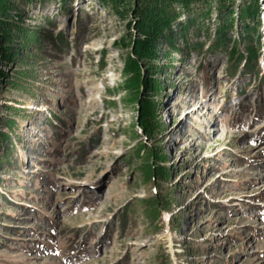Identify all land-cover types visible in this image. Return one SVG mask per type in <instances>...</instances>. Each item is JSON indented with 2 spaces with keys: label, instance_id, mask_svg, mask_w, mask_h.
Wrapping results in <instances>:
<instances>
[{
  "label": "rangeland",
  "instance_id": "obj_1",
  "mask_svg": "<svg viewBox=\"0 0 264 264\" xmlns=\"http://www.w3.org/2000/svg\"><path fill=\"white\" fill-rule=\"evenodd\" d=\"M13 1L20 36L0 33V134L16 142L0 150V264H264V77L230 74L233 51L257 46L238 19L223 48L217 0L195 3L210 12L189 46L151 35L138 52L134 15L108 0Z\"/></svg>",
  "mask_w": 264,
  "mask_h": 264
},
{
  "label": "trees",
  "instance_id": "obj_2",
  "mask_svg": "<svg viewBox=\"0 0 264 264\" xmlns=\"http://www.w3.org/2000/svg\"><path fill=\"white\" fill-rule=\"evenodd\" d=\"M23 3H28V5H39L50 0H22ZM206 0H108V4L114 13L119 15L121 18H125L127 14L132 13L135 17L134 26L137 32L133 42L135 46L139 47L138 52L145 50L142 45V37H147L154 35V39H162L167 41L172 49H177L178 40H183L186 45L189 46V40L191 36H198L201 30L205 27L206 18L209 17L210 9L205 11H199L198 13H190L191 6L195 3L204 4ZM259 0H217L218 22L216 25L215 33L220 38L222 37V43H220L223 48L227 46L226 41L229 37L225 38L228 31L232 29V24L235 19H238L237 24L240 26L242 32H244V37H251L257 41L256 47H245V51L238 49L236 56L234 51L230 58L234 60L235 64L230 67L231 75H234L238 69L239 64L242 66V73L254 74L256 76L260 75V79L263 81V74L261 73L260 63L258 58L261 54L259 51V39L260 34L256 35V25H260V5ZM236 4L238 8V17L228 18L227 14H236L235 11H231L233 4ZM13 0H0V33L4 35L7 40L14 39L12 34L20 36L19 31L22 21H17L14 18L12 10L14 9ZM176 8L188 9V16L185 17L183 21H180L179 12ZM264 9V5L262 6ZM236 14V15H237ZM264 16V14H263ZM264 18V17H263ZM21 20V19H20ZM156 25V27H155ZM229 36V35H228ZM50 39L53 37L50 35ZM61 37V36H60ZM35 39L34 46H39V41ZM32 38L29 40H32ZM125 38V36H123ZM57 39V38H55ZM241 40V37H240ZM239 41V40H238ZM237 41V42H238ZM56 43V42H55ZM214 43V39H213ZM25 45V44H24ZM219 40L215 42L214 47L218 48ZM63 46H67L64 42ZM246 46V45H245ZM130 64H134L135 60L132 55L127 57ZM46 101V100H45ZM17 139L20 140V134H17ZM15 140L9 136V132L5 131L0 134V150L5 151V155H10V148L15 146ZM9 145L10 148H9Z\"/></svg>",
  "mask_w": 264,
  "mask_h": 264
}]
</instances>
